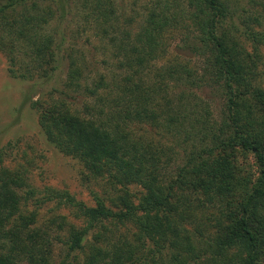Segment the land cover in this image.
Segmentation results:
<instances>
[{
    "label": "trees",
    "instance_id": "trees-1",
    "mask_svg": "<svg viewBox=\"0 0 264 264\" xmlns=\"http://www.w3.org/2000/svg\"><path fill=\"white\" fill-rule=\"evenodd\" d=\"M184 1L196 32L195 47L206 57L201 74L177 57L153 70L163 51V34L174 20L166 6L171 1L162 6L157 0L134 42L123 38L117 45L124 56L120 66L126 70L118 92L91 91L94 102L85 105L86 114L55 102L41 107L39 115L42 130L61 152L95 171L109 164L117 183L143 189L138 201L126 191L110 199L111 205L97 199L96 205L87 206L67 191L49 188L40 199L33 188L24 189L27 183L18 171L0 166V264H53L57 248L62 254L56 264H264L261 57L257 47L254 57L221 28L231 10L229 0ZM79 3L83 21L96 22L103 32L109 28L114 34L112 0ZM65 16V0H0V40L8 39L0 42V50L9 56L11 76L30 77L34 72L48 76L56 69L54 38L44 28ZM250 27L246 29L250 38L264 39V32ZM20 44L25 61L21 57L19 68L24 70L17 72ZM77 71L72 63L70 80ZM168 81L190 87L220 85L225 95L223 116L213 117L208 103L195 92L173 95ZM98 84L104 86V80ZM38 103L42 104L34 105ZM137 125L147 135L136 133ZM170 139L184 150L176 178L188 188L182 196L173 183L165 182L168 152L175 151L172 144L167 151L161 140ZM238 150L254 156L258 175L253 182L233 162ZM190 193L196 196L191 198ZM32 199L36 207L58 200L83 224L76 228L61 214L37 224V210L27 209ZM198 209L218 213L214 234L201 225L202 217L195 215Z\"/></svg>",
    "mask_w": 264,
    "mask_h": 264
},
{
    "label": "rangeland",
    "instance_id": "rangeland-1",
    "mask_svg": "<svg viewBox=\"0 0 264 264\" xmlns=\"http://www.w3.org/2000/svg\"><path fill=\"white\" fill-rule=\"evenodd\" d=\"M112 1L116 12L113 19L114 34L109 28L108 32H103V26L96 27V22L83 21L78 12L80 0H65L64 20L58 22L54 18L49 21L50 23H46L44 28L45 32L53 35L52 50L57 56L53 64L56 65V69L48 76L41 75L39 72H34L30 77L11 76L7 71L9 56L0 50V166L18 171L26 180L27 186L24 189L33 188L35 196L40 199L45 197L49 188L67 191L87 206L96 205L97 199L111 205L110 199H114L119 193L125 194L128 191L137 202L143 192L137 184L117 183L111 174L113 167L109 164L104 169L95 171L78 158L61 152L47 138L39 124L41 107L46 104L64 102L72 109L86 114L85 105L94 102L91 91L96 89V93L102 95L108 92L115 93L124 82L123 76L126 70L120 66L124 56L117 52V45L123 38L126 43L134 42L135 34L143 26L149 8L157 0ZM169 1L171 6L168 2L166 4L168 9H166L168 14H173L174 20L170 22L171 25L163 34V51H159L161 56L154 62L153 70L157 71L168 61L177 57L183 62H188L199 75L202 73L206 57L202 54L203 50H197L195 47L196 32L190 23L187 5L184 0ZM164 2L165 0H161L160 4L164 6ZM51 4L54 8L55 3L51 2ZM227 5L231 10L222 20L221 28L236 38L252 56L255 57V48H258L261 57L258 69L261 83L264 85V39L254 40L246 33L247 25L251 26L252 31L264 32V0H229ZM254 18H257L258 22L254 21ZM61 34L64 36L63 41ZM6 41H8L6 37L0 40L1 43ZM23 51L24 47L20 44L16 56L18 58L17 66H15L17 72L24 70L23 67L19 68L22 62L21 57L25 61ZM72 63L78 69L74 80L68 77ZM103 80L105 84L100 86L98 83ZM168 89L173 95L181 90L187 95L189 94L187 91L195 92L200 100L203 99L208 103L213 117L219 119L223 116L225 95L220 85L206 82L199 87H190L184 82L168 81ZM35 101L42 104L34 105ZM140 128L138 125L134 126L136 133H142ZM144 135L147 134L144 133ZM161 141L166 144L162 146L167 151L171 144L175 151V153L170 150L168 152L169 160L166 166L168 175L167 178L165 177V182L173 183L177 195L182 196L188 188L179 185L176 181L178 168L185 161L184 150L174 139ZM154 143L160 146L157 142ZM233 162L241 175L249 177L251 182L256 179L258 166L250 152L238 150L235 152ZM189 195L191 198L196 196L191 193ZM57 201L52 199L36 207L32 199L27 209L28 212L37 210V224L61 214L66 216L69 223L80 228L83 224L82 219L75 218L71 208L62 203L59 205ZM199 210L195 215L202 217L201 225L206 224V230L214 234L218 229L214 220L218 213L210 215L208 209H202L204 213ZM206 217L209 219L203 220ZM62 233L65 234L63 231ZM61 254L62 249L57 248L53 264L57 263Z\"/></svg>",
    "mask_w": 264,
    "mask_h": 264
}]
</instances>
